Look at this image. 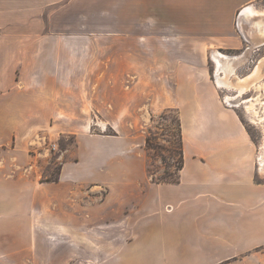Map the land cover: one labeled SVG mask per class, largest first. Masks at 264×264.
<instances>
[{"label":"crops","instance_id":"1","mask_svg":"<svg viewBox=\"0 0 264 264\" xmlns=\"http://www.w3.org/2000/svg\"><path fill=\"white\" fill-rule=\"evenodd\" d=\"M250 1L0 0V264H264L256 146L202 64L263 42L249 31L263 13L239 18L245 37L233 26ZM125 72L133 88L180 72L175 182L153 180L132 136L85 121L134 117ZM62 134L74 148L46 180L31 144Z\"/></svg>","mask_w":264,"mask_h":264},{"label":"rangeland","instance_id":"2","mask_svg":"<svg viewBox=\"0 0 264 264\" xmlns=\"http://www.w3.org/2000/svg\"><path fill=\"white\" fill-rule=\"evenodd\" d=\"M226 2L227 0H222L223 8L226 6ZM247 3L257 8L264 7V0H252ZM239 13L240 10L232 18L233 26L239 35L245 37L244 28L239 23V18L241 17ZM253 29L255 28L250 27L249 31ZM243 40V47L241 48L218 49L219 52L228 57L234 58L237 56L238 58L233 60V70L229 74L230 76H227V80L229 79L230 81L229 86H219L216 83V77L223 74L222 70L217 69L213 60V55L217 49L212 48L207 50L203 56L202 64L209 74L207 76L208 85L225 106L231 107L237 112L241 122L255 143L257 170L259 175L264 178V76L259 81H254L255 84L250 85L240 95L238 90L240 85L238 78L251 74L259 61L264 57V40L258 47L255 46L254 50L246 49V44L249 40L247 39L246 41L244 38ZM250 41L249 45L256 42L253 41L252 43L251 39ZM155 73L157 74L156 86L149 87L146 84L139 88H133L132 72H125L124 92L130 98V101L140 99L143 101L141 108L136 111L134 117L119 118L112 114L111 116L93 113L91 114V118L85 121L90 122V130L94 134L114 135L119 132L132 136L133 143L136 144L135 149L146 162L147 172L153 177V180L175 181L177 170L182 161L181 126L178 108L172 107L170 104L172 103L171 100L177 95L178 73L180 72ZM192 74L193 72L189 73L190 79L194 80ZM94 94H97L98 99L103 97L106 99L107 95L100 91H96ZM116 96H119V100L124 99L122 94ZM226 97L229 98L227 99ZM244 99H253V103L242 102ZM57 142L58 147L56 151L52 152L50 156L39 158L44 166V179L46 180L56 177L61 161L66 159V155L74 148L75 135L62 134L59 136Z\"/></svg>","mask_w":264,"mask_h":264},{"label":"bare ground","instance_id":"3","mask_svg":"<svg viewBox=\"0 0 264 264\" xmlns=\"http://www.w3.org/2000/svg\"><path fill=\"white\" fill-rule=\"evenodd\" d=\"M264 14V11H261L257 8H255L254 6H252L251 4L249 5H246V7H243L241 12H240V16L242 15H250L251 16H259L261 14ZM251 19V18H249ZM256 19V18H255ZM257 20V19H256ZM264 20V19H263ZM255 23V22H254ZM255 31L257 32H260V33H264V21L261 22H256L255 23ZM248 27V26H247ZM246 27V28H247ZM251 27V26H250ZM250 29V28H249ZM244 32V31H243ZM248 34V33H246ZM245 34V35H246ZM259 36V35H258ZM257 37V36H256ZM261 39V37H260ZM252 40V39H251ZM260 42V41H259ZM251 43V42H250ZM258 43V42H257ZM261 44V43H260ZM258 45V44H257ZM214 60H215V63H216V66H217V69L219 70H222L223 71V74L222 75H219L217 76V83L221 86H229L230 84V81L229 79L227 80V76L231 73V71L233 70V65H232V62L233 60L235 59H238L237 56H235L234 58L233 57H228L227 55L219 52V51H216L214 53ZM237 61V60H236ZM235 67V66H234ZM230 76V75H229ZM264 76V57L259 61L258 65H256L254 71L251 73V74H248L244 77H239V82H240V85H239V95L240 93H242L244 90L248 89V87L252 84H255L254 81L256 80H260L262 79ZM238 77V76H237ZM236 79V78H235ZM237 79V80H238ZM237 83V82H236ZM227 99L229 97H226ZM253 99H244L242 100V102H250V103H253L252 101ZM264 102V101H263Z\"/></svg>","mask_w":264,"mask_h":264},{"label":"built area","instance_id":"4","mask_svg":"<svg viewBox=\"0 0 264 264\" xmlns=\"http://www.w3.org/2000/svg\"><path fill=\"white\" fill-rule=\"evenodd\" d=\"M32 146H35V153L39 157L50 156L52 152L57 150L58 142L47 138L46 136H38ZM34 152V151H33Z\"/></svg>","mask_w":264,"mask_h":264},{"label":"trees","instance_id":"5","mask_svg":"<svg viewBox=\"0 0 264 264\" xmlns=\"http://www.w3.org/2000/svg\"><path fill=\"white\" fill-rule=\"evenodd\" d=\"M181 165H182V161H181V164H180V166H179V168H178V170H177V177H176V180H175V181L178 180V171H179V169L181 168ZM175 181H172V182H175ZM158 182H159V181H158Z\"/></svg>","mask_w":264,"mask_h":264}]
</instances>
